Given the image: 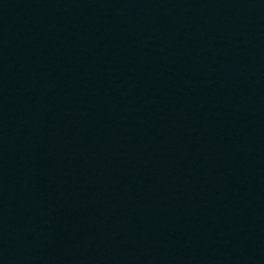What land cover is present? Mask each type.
Segmentation results:
<instances>
[{
	"label": "water",
	"instance_id": "95a60500",
	"mask_svg": "<svg viewBox=\"0 0 264 264\" xmlns=\"http://www.w3.org/2000/svg\"><path fill=\"white\" fill-rule=\"evenodd\" d=\"M0 264H264V0H0Z\"/></svg>",
	"mask_w": 264,
	"mask_h": 264
}]
</instances>
